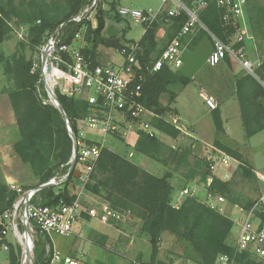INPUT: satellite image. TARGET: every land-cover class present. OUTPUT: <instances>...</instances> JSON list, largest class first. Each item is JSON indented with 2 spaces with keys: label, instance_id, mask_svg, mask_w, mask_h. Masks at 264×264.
<instances>
[{
  "label": "trees",
  "instance_id": "1",
  "mask_svg": "<svg viewBox=\"0 0 264 264\" xmlns=\"http://www.w3.org/2000/svg\"><path fill=\"white\" fill-rule=\"evenodd\" d=\"M92 2L93 0H51L49 3L46 0H0V45L9 39L12 30L9 25L11 19L15 18L19 24L29 27L28 44L20 43L17 51L10 56L0 51V97H6L11 105L18 135L12 146L13 153L19 163L26 166L37 180L33 189H39L53 178L69 174L74 145L59 109L52 103H44V100L49 98L44 85L40 83V71L33 72L34 61L32 57H27L26 50L33 54L38 52L44 44L46 34L54 32L61 25H64V41L72 44L83 23L69 21ZM193 2L207 4L200 12L199 20L219 40L230 44L235 31L224 26L223 12L218 8L217 0H184L189 9ZM61 11L64 13L62 16L58 14ZM110 12H116L112 19L123 21L114 4L111 5L110 11H104L100 5L96 14L97 27L93 29L91 24H88L84 33L87 47L83 49V55L89 60L91 67H95L99 64L98 48L101 46L120 52L130 51L132 47L138 46L137 60L141 66L138 73L145 77L138 102L155 114V117H152V126L164 135L178 139L181 132L167 118L172 112L171 105L176 100V94L170 91V87L176 84L186 86L190 80L180 73V69L173 70L168 66H164L159 72L150 73L149 67L163 53L159 50V22H154L139 41L128 40L126 35L119 36L113 28L106 27V18L111 16ZM246 12L250 33L252 32L259 41H264V5L252 4L246 7ZM188 18V15L183 13L170 20V41L179 34ZM225 62L231 66L237 65L230 57H227ZM258 77L245 73L237 77L235 82V94L247 139L264 131V85ZM4 79H7V85L3 83ZM40 87L43 93L40 92ZM56 95L77 141H80L79 122L91 114L89 103L75 95L63 94L60 90L56 91ZM164 95L169 96L167 105L161 101ZM128 120L132 118L129 117ZM213 121L217 135H224L223 121L218 110L213 111ZM139 134V139L133 147L135 153L163 165L167 168L165 174L161 177L151 174L126 156L105 147L84 185L85 192L101 199L112 211L129 213L141 223V232L147 236L152 247L151 262L148 264H165L158 260L165 233L188 243L198 256L200 264H216L219 255L232 254L233 247L229 240L234 221L230 217L211 208L197 197L185 198L178 209L172 203L174 187L171 180L174 171L186 166L190 169L189 173H192L190 180L200 175V181L207 184L208 178L212 176L207 163H196L194 166H199L193 169L188 165L191 154L189 149H173L159 136H149L143 132ZM86 142L90 146L98 144L93 141ZM215 147L236 160L243 159L240 153L219 141H216ZM78 164L79 156L63 189L56 193L55 188L44 187L38 192L36 200H40L45 206H57L62 202L73 203L77 196L72 194L69 185L75 177ZM172 167L175 169L172 170ZM243 174L252 175L246 167ZM232 190L229 182L216 177L207 187L209 195L222 196L233 205L239 204L233 198ZM19 196V193L0 181V216L13 208ZM249 206L250 204L245 208ZM1 231L0 227V234ZM40 236L34 243V264H50L51 254L47 250V237ZM3 243L0 242V246ZM9 246V264H21L20 249L16 250L11 244ZM241 262L252 264L247 257H243ZM139 263L144 264L141 261Z\"/></svg>",
  "mask_w": 264,
  "mask_h": 264
},
{
  "label": "built area",
  "instance_id": "2",
  "mask_svg": "<svg viewBox=\"0 0 264 264\" xmlns=\"http://www.w3.org/2000/svg\"><path fill=\"white\" fill-rule=\"evenodd\" d=\"M162 8L158 11L143 10L138 8L120 7L118 15L128 20L134 25L144 28V33L151 25L158 21L162 15V9L167 4H172L165 13V21L170 22L172 18L181 14L188 15V21L183 26L179 34L171 41L161 57L149 67L151 74L159 72L164 66L173 70H179L184 64V42L183 38L187 36H196L198 31L206 29L199 20L200 12L207 7L206 3L199 2L198 9H189L184 0H159ZM100 0H93L92 4L84 9L79 15L73 17L69 22L83 23L82 29L75 35L74 42L67 44L64 41L62 33L64 25H61L54 32L46 34L44 44L40 48L41 57L39 64H34L33 72L40 71L41 81L45 91L52 92L60 90L66 95H75L85 99L90 107L91 114L85 123L90 131L101 135L104 139L115 135L119 131V122H129L128 118L141 122L145 115L155 117V114L146 109L138 102L141 96L142 84L145 81L143 74H139L141 69L137 60L138 46L132 47L130 51L120 52L123 57L122 62L114 64H98L91 67L89 60L83 55L84 33L87 25L96 20L97 10ZM217 6L223 12L222 21L225 27H230L235 31L231 43L214 38V50L208 58V64L216 67L225 62L227 57L235 61L246 74L256 75V71L261 67V63L254 64L248 57L245 48V41L249 38V27L247 18V0H217ZM68 22V23H69ZM62 80L68 84L67 90L58 84ZM49 98V97H48ZM202 98L206 106L211 110H217L219 105L217 101L207 93H202ZM45 104L52 103L51 99L45 100ZM127 119V120H126ZM181 134L187 133V128L183 124H173ZM143 133L149 136H166L158 131L151 123H144L141 126ZM126 137V132L124 133ZM103 139V140H104ZM96 145H87V142L77 141V157L79 164L86 170L83 176V188L88 181L90 173L94 169L96 161L99 159L102 150L106 147L105 142H97ZM173 149L176 147L171 146ZM80 149V150H79ZM74 150V148H73ZM78 150L80 152H78ZM206 163L211 172L210 184L216 177L222 181L229 179L233 164L236 159L226 154L216 147L206 149ZM80 154V155H79ZM133 157V154H130ZM71 165V162H70ZM76 166V164H75ZM71 168V167H70ZM220 174L213 176V174ZM69 174L62 177H56L46 183L45 187L55 188L58 193L66 184ZM41 189H32L16 201L13 208L7 211L3 216L14 218L18 210L21 209V222L14 219L9 221L8 227L4 228L0 234V242H4L1 247L10 250L7 242L9 232H13L15 240L22 249L23 264L26 260L27 249H30V258L28 264H34V239L31 233L39 231L40 235L47 237L48 252L51 254L50 264H85L79 258L66 257L58 251L53 244V236H72L74 227L83 213H87L93 219H99L106 226H116L126 219H131V215L120 214L112 211L108 204H103L100 210H87L83 203L84 191L82 189L76 194V200L71 204L61 203L57 206H45L41 202H36L38 192ZM197 197V191L186 188L180 196L174 200L173 206L177 209L182 205L184 198ZM210 199L218 203H224L226 199L222 196H211ZM211 208L224 213L222 208L216 204L206 202ZM239 216L234 220V225L239 228L236 244L233 246L232 254H221L217 258L216 264H242L243 257L251 260L252 264H264V192L252 201L249 207H237ZM20 225L24 226L26 232H20ZM12 245V244H11ZM134 264H140L134 261Z\"/></svg>",
  "mask_w": 264,
  "mask_h": 264
},
{
  "label": "rangeland",
  "instance_id": "3",
  "mask_svg": "<svg viewBox=\"0 0 264 264\" xmlns=\"http://www.w3.org/2000/svg\"><path fill=\"white\" fill-rule=\"evenodd\" d=\"M46 1L49 3L51 0H46ZM256 3L264 5V0H247L248 7ZM112 4L115 5L116 11L120 7L138 8L143 10L150 9L153 11H158L159 9L162 8V3L159 0H100L99 6L101 5L104 11H110ZM197 4L198 2H193L192 4L193 6L191 7V9L194 8L198 9ZM172 7H173L172 4H167L162 9V15L158 20L160 25L158 30L159 50L163 51V53L172 41V40L170 41L168 36L170 24H168L165 21V13ZM115 13L116 12L114 13L110 12L111 16L110 17L108 16L106 18V27L113 28L114 32L116 31L119 36L126 35L128 40L139 41L143 36L144 28L141 26L134 25L133 23H130L128 20L123 19V21L118 22L112 19L111 17L114 16ZM58 14L62 16L64 13L63 11H61V13ZM9 25L12 29L10 32L9 39L5 43L0 45V51L4 52L6 56H10L14 54L17 51L18 45L20 43H24V44L29 43V27L27 25L19 24L15 18L11 19ZM90 26L93 29H95L97 27V20H95ZM250 31L251 29L249 26V32ZM204 32L206 33L204 34ZM212 35L215 38H217L206 28L205 30L204 29L199 30L196 36L191 35L183 38L184 39L183 42L185 46L184 59L187 62V65L184 68L185 69L184 71L186 72V74H184L185 76L187 74L197 72L200 68H202L204 71H207L208 66H206L204 62L206 59L208 61L210 54L214 50V38L212 37ZM81 44L84 45L83 46L84 49L87 47L86 40L82 41ZM98 53H99L98 62L101 65L114 64L117 62H122L123 60L120 51H117L115 49L104 48L101 46L98 48ZM26 55L28 58L32 57L34 64H39L41 57L40 49L38 50V52H35L34 54L27 49ZM223 65L233 70V67L236 68L238 64L231 66L228 62H225V64ZM0 72L2 73L1 68H0ZM181 74L183 75V72ZM243 74H245L244 70H243ZM3 83L7 85L8 84L7 79H4ZM58 84L60 85V88L62 86L65 90H67L68 88L67 83H65L62 80H59ZM40 92L43 93V89L41 87H40ZM199 98L201 100V97ZM163 102L165 104H168L169 102L168 95L163 96ZM9 107L11 109L10 104ZM192 109L193 112L190 111L189 116L190 117L193 116V118H195L194 112L196 111L194 109V105L192 106ZM8 112L9 110L6 101L1 99L0 120L2 123H0V126L6 125V127L10 129L11 120H10V116L8 115ZM86 119L79 122L81 141L82 142L103 141L104 138L101 135L96 134L89 130V128L85 123ZM151 122H152V116L148 114L143 117L141 122L134 120H130L129 122L127 121L126 123L119 122L118 123L119 131L117 132L118 136L117 134L115 136L114 135L111 136L115 139L113 143L110 142L109 137L106 138V142L109 146L118 147L119 152L121 153H123L124 151L126 152L129 150L128 146L125 145V143L128 142V137L127 136L125 137L123 132L125 130L126 131L128 130L129 132H131L130 134L137 135L139 139V135H140L139 133L142 132L141 130L142 124L151 123ZM15 136L18 137L17 132L15 133ZM17 137L15 140H17ZM161 138L162 141L166 139L165 136ZM114 143L116 145H113ZM181 148H185V147H181ZM204 151L200 150L198 153L195 152L193 154L192 153L190 154V157L188 159L189 167L192 166L194 169V167L199 166V165L194 166L196 163L197 164L206 163V159H205L206 152ZM15 158L16 160H18L16 156ZM143 159L144 158L142 157V155L138 154L135 157L134 161L140 163L141 161H143ZM16 160L14 159L13 161L9 162L10 165H8L12 173H15L12 174V176L5 175L6 174L5 170L2 171V168L0 167V181L6 183L12 191H16L17 193H19L20 194L19 199H20L21 196L25 195L28 191L33 189L37 180L34 178L32 174H30V171L19 172L17 170V166L15 165ZM146 160L151 166L153 167L158 166V164L152 161L151 159L147 158ZM22 166L26 167L24 165ZM197 168L200 169V167ZM240 168L244 169V167H240ZM85 173L86 170L83 167V165H78L77 170L75 172V177L70 182L69 189L73 193V195L79 194V192H81L83 189L84 193L88 195L85 196L86 197L85 200L83 199L82 201L84 207L88 211L91 209L100 210V207L106 203L101 201V199H99L98 197L85 192L82 186L83 176L85 175ZM15 176H19V178L21 176V178L19 179ZM200 177H201L200 175L196 177L197 180H199L198 185L201 188L207 190L206 185H204V187L202 186L204 183L200 181L201 179ZM232 189H233L232 190L233 198L239 201L240 207H246L259 196V193H261V191L264 190V187L255 183L253 179H251V176H247V178H244L242 176H237L235 180H233ZM241 197L244 200H242ZM200 200L204 202L205 197L201 196ZM36 202H41V201L36 200ZM236 206L237 205H235L234 208ZM223 214L227 215L230 218L233 217L235 219L238 216V209L234 210L233 214L232 212H228V211L224 212ZM21 215H22V211L21 209H19L17 216L16 217L14 216V218L9 219L11 216L8 218H6L5 216H0V227L2 228V230L8 227L9 221L13 222L14 219H16L17 222H21ZM234 219L232 220L234 221ZM79 222H80L79 229H81L82 231L84 230L86 231V233L88 234L86 236L87 240H90L92 243L87 241H81V242L79 241L75 243L76 240L74 236L54 235L53 239H54V244H56V246H58L60 249L62 248L64 252L65 251L67 253H71L72 251L73 253L76 252L78 254L79 259L81 261H84L85 264H134V261L138 263L141 261L144 264H148L151 262L152 247L149 243L147 236L141 232V223L138 220H136L133 216H131V219H126L125 222H121L116 226L112 225L113 227H109L102 224L99 219H93L87 213L82 214V216L79 219ZM238 229L239 228L237 226L234 227L233 235L237 234ZM20 232L21 233L25 232V228L22 225H20ZM31 235L35 242L39 237H41L39 231H36V233H31ZM7 242L11 243L16 250L20 249L21 251L20 263L23 264L22 249L21 247H19L18 242L15 240L12 231L9 232L7 236ZM47 250H48V245H47ZM81 252H86L87 255L85 257L79 256ZM158 260L164 262L165 264H200L198 262L199 261L198 256L192 250L190 245L182 240H179L170 233L163 234L162 242L158 254ZM0 264H9V250L7 251L1 246H0Z\"/></svg>",
  "mask_w": 264,
  "mask_h": 264
},
{
  "label": "crops",
  "instance_id": "4",
  "mask_svg": "<svg viewBox=\"0 0 264 264\" xmlns=\"http://www.w3.org/2000/svg\"><path fill=\"white\" fill-rule=\"evenodd\" d=\"M245 48L247 52V57L252 63H261V67L258 68L256 71V77H258L257 75H259L258 79H260L262 84L264 85V41H259L249 32V38L245 41ZM183 60L184 64L183 67L180 69V73L183 72V76L189 79L190 82L186 86L182 84H176L170 87V91L176 94V100L171 105L172 112L168 114L167 118L172 124L179 123L185 125L187 128V133L181 134L180 138H178L177 140L165 136L166 139L164 140V142L167 145L174 146L176 148L185 147L186 149H189L193 154L195 152L198 153L200 150L204 151L211 146L215 147L216 141H219L221 144L237 151L243 157L242 161L236 160L237 163L233 164L229 179L224 182H229L233 188V180H235L237 176L247 178V176L243 174V169L240 168L246 167L248 170H250L252 174L251 179H253V181L258 185L264 187V131L260 132L259 134L255 135L250 139H247L245 137L241 109L238 98L235 94L236 78L240 77L243 74L242 68L237 65V67L233 68V70L229 69L228 67L223 65L225 64V62H222L216 67H211L207 63L206 59L204 64L208 66L207 71H204L202 68H200L197 72L190 73L185 76L184 74H186V72L184 71V68L186 67L187 62L185 59ZM203 92L212 96L219 105L217 110L221 113L225 130V134L220 137L217 135L215 124L213 121V111H211L206 106L205 101L202 98ZM199 97H201V100ZM1 99L5 100L7 103L9 110L8 115L10 116L11 120V128L9 129L8 127H6V125L0 126V167L2 168V171L5 170V175L12 176V174L15 173H12L8 165H10L9 162L13 161L14 159L16 160L12 146L16 139L15 133L17 130L14 115L9 107V102L7 98L3 96L0 97V100ZM161 101L164 105H167L163 102V97ZM193 105L196 111L194 112L195 118H193V116H189L190 111L193 112ZM0 123H2L1 120ZM125 132L126 136L128 137V142L125 143V145H127L129 148L128 151H124L123 153H121L119 152L118 147L109 146L106 142V138L108 137L103 140L105 142V146L108 149L119 153L120 155L126 156L128 159H130L149 173L159 177L163 176L167 171V168L157 162L156 163L158 164V166H151L146 160L148 157L142 155V157L144 158L143 161H141L140 163L134 161L135 157L138 154L135 153L133 147L138 141V136L130 134L131 132H129L128 130H125L123 134ZM109 139L111 143H113V141L115 140L111 136H109ZM113 145L116 144L114 143ZM131 153L133 154V157H130ZM16 162L15 165L17 166V170L19 172L28 171V169L26 167H23L18 160H16ZM173 169H175V167H172V170ZM189 171L190 169L186 166L184 168H178L174 171L173 178L171 180L174 187V192L172 195L173 202L180 196V193L184 189L190 188L197 191L199 199L201 196L205 197L204 202L207 201L214 203L219 208H222L224 212L228 211L232 212L233 214L234 210H237L238 206L240 207L239 204H236L237 206L234 208L235 205L233 206V204H231L230 201H228L227 199L224 203H218L216 200L210 199L207 190L201 188L198 185L199 180H197V178H195L194 180L189 179L190 174H192L189 173ZM213 176H218L220 178V174L218 173L213 174ZM15 177L19 178V176ZM210 182L211 181L209 177L207 180V184H203L202 186L204 187V185H206V187H208V185H210ZM263 192L264 190L261 191L259 195ZM85 196L88 195L84 193V200L86 198ZM241 199L244 200L242 197ZM236 201V203H239L238 200ZM231 219L234 218L232 217ZM79 223L80 222L78 220L74 227V233L72 235L75 237V243L79 241L91 242L90 240H87L86 236L88 234L86 233V231H82L81 229H79ZM235 226L236 224L234 225V227ZM234 227L232 229L231 238L229 240L232 247L236 244L237 240V234L233 235ZM52 241V245L58 251H60L62 255L66 257L79 258L76 252H64L62 248L60 249L58 246H56V244H54V239ZM86 255V252H81L79 254V256L84 257Z\"/></svg>",
  "mask_w": 264,
  "mask_h": 264
},
{
  "label": "water",
  "instance_id": "5",
  "mask_svg": "<svg viewBox=\"0 0 264 264\" xmlns=\"http://www.w3.org/2000/svg\"><path fill=\"white\" fill-rule=\"evenodd\" d=\"M47 95H48V97L51 99V102H52V104L53 105H55L58 109H59V111H60V113L62 114V116L64 117V120H65V122H66V126H67V129H68V132H69V135H70V137H71V139H72V141H73V145H74V150H73V157H72V160H71V168H70V173L73 171V169H74V167H75V164H76V156H77V139H76V137H75V135H74V133H73V130H72V127H71V125H70V122H69V120L67 119V116H66V114H65V111H64V109H63V107H62V105H61V103H60V101H59V99H58V97H57V95H55L54 93H52V92H47ZM45 186L43 185V186H41L39 189H43ZM25 232H26V230H25Z\"/></svg>",
  "mask_w": 264,
  "mask_h": 264
},
{
  "label": "bare ground",
  "instance_id": "6",
  "mask_svg": "<svg viewBox=\"0 0 264 264\" xmlns=\"http://www.w3.org/2000/svg\"><path fill=\"white\" fill-rule=\"evenodd\" d=\"M50 93V92H49ZM30 249L28 248L27 249V252H26V260H25V264H28L30 261H29V258H30Z\"/></svg>",
  "mask_w": 264,
  "mask_h": 264
}]
</instances>
